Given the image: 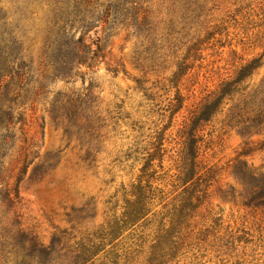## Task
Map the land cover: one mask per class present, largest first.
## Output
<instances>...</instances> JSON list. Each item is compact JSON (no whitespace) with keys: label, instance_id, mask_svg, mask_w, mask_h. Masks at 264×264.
Instances as JSON below:
<instances>
[{"label":"rangeland","instance_id":"374dc122","mask_svg":"<svg viewBox=\"0 0 264 264\" xmlns=\"http://www.w3.org/2000/svg\"><path fill=\"white\" fill-rule=\"evenodd\" d=\"M131 1L156 27L157 60L117 10L121 2L91 0L83 13L88 31L78 36L105 50L65 83L45 67L51 0H0V28L16 38L31 71L17 102L26 125L5 162L22 148L36 154L34 164H53L30 182L32 167L22 174L13 162L4 178L17 193L20 222L12 224L46 246L66 238L63 258L85 245L86 264H264V196L234 173L238 166L264 176V124L242 136L225 110L204 131L200 169L179 168L181 130L201 98L252 60L264 66V0H204L187 25L172 16L170 0ZM82 81L97 98L98 137L88 142L45 113L59 92H77Z\"/></svg>","mask_w":264,"mask_h":264},{"label":"trees","instance_id":"16d2710c","mask_svg":"<svg viewBox=\"0 0 264 264\" xmlns=\"http://www.w3.org/2000/svg\"><path fill=\"white\" fill-rule=\"evenodd\" d=\"M118 1L121 5L117 10L119 9V13L126 17L125 21L130 20L129 25L132 27L129 28L150 44L151 60L156 61L162 46L155 37L156 27H150L147 23L148 11L138 12L135 2L131 0ZM170 2L172 16L175 15L177 22L184 25L194 20L190 18L191 15L198 14L204 6V0ZM51 3L54 5V20L49 33L52 38L47 39L45 43V67L51 70L53 80L72 83L75 70L84 68L90 71L102 57L105 49L100 40L88 45L85 44L83 36H78L81 32L88 31L89 27H86L83 13L91 0H51ZM109 11L107 8L105 15ZM169 32L171 35L178 34L179 30L170 27ZM263 67L256 63V59L252 60L242 66L233 78L223 79L215 90L208 91L201 98L190 113L188 123L181 130L183 145L179 167L181 171L193 174L195 170L200 169L204 131L212 119L225 110L237 120V132L240 135L260 133L264 124V75L263 77L260 75ZM30 73V68L21 57L18 41L15 37L12 38L10 32L0 28V260L3 259L5 264H86L92 259L88 261L82 259L89 250L85 245L77 243L79 251H74L72 255L63 258L59 246L66 238L54 242L52 246H46L29 229L24 231L12 224L15 218L18 220L14 206L17 193L4 178L13 162H21L22 174L32 167L28 178L30 182L40 180L53 168L50 162L34 164L36 154H24L22 148L15 160L8 165L5 162L8 156L6 153L13 147L12 142L17 133L23 135L26 125L25 113L20 111L17 102L27 85ZM94 92V87H85V82L82 81V88L77 92L72 90L59 92L45 113L52 123L63 126L67 135L71 136L75 130L78 138L86 141L87 138L90 141L95 140L98 136L91 114L97 105ZM88 156H91L90 152ZM234 173L239 181L250 186L254 194L258 197L264 196V176L238 166L235 167ZM11 212L14 214L11 224L4 226Z\"/></svg>","mask_w":264,"mask_h":264}]
</instances>
